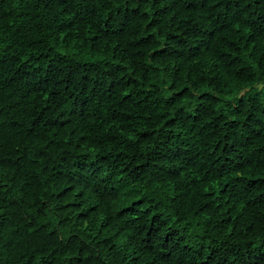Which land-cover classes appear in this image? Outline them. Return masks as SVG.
I'll return each mask as SVG.
<instances>
[{
	"label": "trees",
	"instance_id": "obj_1",
	"mask_svg": "<svg viewBox=\"0 0 264 264\" xmlns=\"http://www.w3.org/2000/svg\"><path fill=\"white\" fill-rule=\"evenodd\" d=\"M0 264H264V0H0Z\"/></svg>",
	"mask_w": 264,
	"mask_h": 264
}]
</instances>
